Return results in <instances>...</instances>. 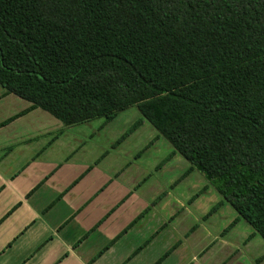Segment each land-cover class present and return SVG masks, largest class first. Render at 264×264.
Wrapping results in <instances>:
<instances>
[{
	"label": "trees",
	"instance_id": "16d2710c",
	"mask_svg": "<svg viewBox=\"0 0 264 264\" xmlns=\"http://www.w3.org/2000/svg\"><path fill=\"white\" fill-rule=\"evenodd\" d=\"M0 87L65 127L135 107L116 145L147 121L264 240V0H0Z\"/></svg>",
	"mask_w": 264,
	"mask_h": 264
},
{
	"label": "crops",
	"instance_id": "0c3cea01",
	"mask_svg": "<svg viewBox=\"0 0 264 264\" xmlns=\"http://www.w3.org/2000/svg\"><path fill=\"white\" fill-rule=\"evenodd\" d=\"M30 106L0 87V264H264V240L188 162L140 153L155 133L133 150L137 130L106 133L119 114L65 127Z\"/></svg>",
	"mask_w": 264,
	"mask_h": 264
},
{
	"label": "rangeland",
	"instance_id": "374dc122",
	"mask_svg": "<svg viewBox=\"0 0 264 264\" xmlns=\"http://www.w3.org/2000/svg\"><path fill=\"white\" fill-rule=\"evenodd\" d=\"M139 118H140V114H139L138 110L135 107L129 108L128 110L120 113L118 115V117L116 119H114L113 122H111L110 124H107L105 126L106 130L109 129L106 133H107V135H108V133H110L109 138H112L114 140V139L118 138V135L120 136V135H123L125 132H127L128 129L132 126V124H134V122H136V120ZM95 122H104L105 123L104 119H98V121L96 120ZM134 131H136L135 133H137V134H136V136H134L133 140H132L133 135L130 136L131 137L130 141H133L132 146H134V144H137V146H136L137 148H139L138 147L139 145L143 144L142 143L144 141L143 139H146L147 137L152 136L155 133L154 138H150L146 144L144 141V146L142 145L143 147L141 149H139L141 151L140 153H143V154L146 153L147 150L155 144H158L159 152L162 150H166L165 153H167L168 149H171V151H174L172 149L171 145L162 136L157 134L156 131L152 128V126L147 121H144ZM132 146H130L128 148H131ZM137 148H135V146H134L133 150H137ZM171 153H168L167 155L171 156ZM167 157L165 159H167ZM165 161L166 160H164V162ZM185 163H187V161Z\"/></svg>",
	"mask_w": 264,
	"mask_h": 264
}]
</instances>
